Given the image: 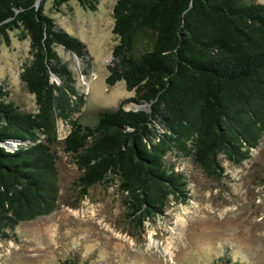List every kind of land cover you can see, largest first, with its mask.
I'll list each match as a JSON object with an SVG mask.
<instances>
[{
  "label": "trees",
  "instance_id": "trees-1",
  "mask_svg": "<svg viewBox=\"0 0 264 264\" xmlns=\"http://www.w3.org/2000/svg\"><path fill=\"white\" fill-rule=\"evenodd\" d=\"M46 1L0 0V39L9 44L15 30L30 39L21 78L38 105L23 109L0 84V240L17 239L19 223L58 206L59 119L70 125L62 142L80 170L78 194L119 179L128 219L139 226L164 214L171 198L190 197L170 152L219 176L220 155L237 164L251 156L264 135V3L116 0L106 81L123 79L135 95L84 123L76 114L86 94L57 46L85 57L86 44L46 12ZM78 1L96 9L100 0ZM129 101L146 106L127 109ZM221 259L206 264H240Z\"/></svg>",
  "mask_w": 264,
  "mask_h": 264
},
{
  "label": "rangeland",
  "instance_id": "rangeland-1",
  "mask_svg": "<svg viewBox=\"0 0 264 264\" xmlns=\"http://www.w3.org/2000/svg\"><path fill=\"white\" fill-rule=\"evenodd\" d=\"M115 1L100 0L96 9L78 0L45 4L60 26L86 44L85 57L57 46L86 94L76 114L84 123H94L101 109L116 108L135 95L123 79L112 85L106 81L118 42ZM10 35L9 44L0 39V84L23 109L37 110L35 95L21 78L32 56L30 39L18 30ZM137 104L129 101L125 107ZM69 129L58 120L57 208L19 223L17 239L0 240V264H60L67 259L82 264H206L227 257L240 264H264V135L239 164L220 155L222 176L207 173L191 156L170 152L168 159L188 178L190 197L184 202L171 198L164 214L139 226L128 219L119 179L78 194L74 181L80 170L62 142Z\"/></svg>",
  "mask_w": 264,
  "mask_h": 264
},
{
  "label": "water",
  "instance_id": "water-1",
  "mask_svg": "<svg viewBox=\"0 0 264 264\" xmlns=\"http://www.w3.org/2000/svg\"><path fill=\"white\" fill-rule=\"evenodd\" d=\"M145 106H146L145 104H137V108L136 109L144 108Z\"/></svg>",
  "mask_w": 264,
  "mask_h": 264
},
{
  "label": "bare ground",
  "instance_id": "bare-ground-1",
  "mask_svg": "<svg viewBox=\"0 0 264 264\" xmlns=\"http://www.w3.org/2000/svg\"><path fill=\"white\" fill-rule=\"evenodd\" d=\"M181 228H182V227H181ZM181 228H180V229H181ZM179 234H180V233H178V234L176 233L177 237H180V235H181L182 233H181L180 235H179Z\"/></svg>",
  "mask_w": 264,
  "mask_h": 264
}]
</instances>
